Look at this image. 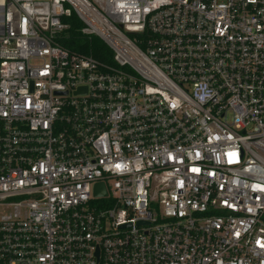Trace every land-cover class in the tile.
Here are the masks:
<instances>
[{
    "label": "built area",
    "instance_id": "built-area-1",
    "mask_svg": "<svg viewBox=\"0 0 264 264\" xmlns=\"http://www.w3.org/2000/svg\"><path fill=\"white\" fill-rule=\"evenodd\" d=\"M0 264H264V0H0Z\"/></svg>",
    "mask_w": 264,
    "mask_h": 264
},
{
    "label": "trees",
    "instance_id": "trees-1",
    "mask_svg": "<svg viewBox=\"0 0 264 264\" xmlns=\"http://www.w3.org/2000/svg\"><path fill=\"white\" fill-rule=\"evenodd\" d=\"M65 22H70L71 27L67 31V36L61 39V44L68 49L91 54L97 59L110 61L112 51L105 42L98 36L86 37L83 36L80 29L82 23L74 14L70 19H64Z\"/></svg>",
    "mask_w": 264,
    "mask_h": 264
},
{
    "label": "water",
    "instance_id": "water-1",
    "mask_svg": "<svg viewBox=\"0 0 264 264\" xmlns=\"http://www.w3.org/2000/svg\"><path fill=\"white\" fill-rule=\"evenodd\" d=\"M95 194L97 196L107 195V191L104 188V185L102 183H99V184L96 185V187H95Z\"/></svg>",
    "mask_w": 264,
    "mask_h": 264
}]
</instances>
